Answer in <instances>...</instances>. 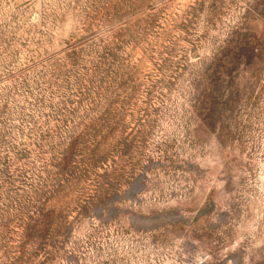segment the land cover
<instances>
[{
  "label": "rangeland",
  "instance_id": "374dc122",
  "mask_svg": "<svg viewBox=\"0 0 264 264\" xmlns=\"http://www.w3.org/2000/svg\"><path fill=\"white\" fill-rule=\"evenodd\" d=\"M0 264H264V0H0Z\"/></svg>",
  "mask_w": 264,
  "mask_h": 264
}]
</instances>
